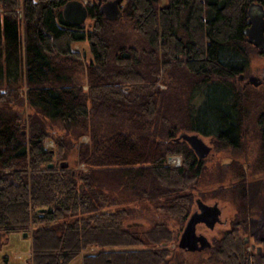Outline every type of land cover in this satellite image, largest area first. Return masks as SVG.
<instances>
[{
  "label": "trees",
  "instance_id": "obj_1",
  "mask_svg": "<svg viewBox=\"0 0 264 264\" xmlns=\"http://www.w3.org/2000/svg\"><path fill=\"white\" fill-rule=\"evenodd\" d=\"M66 1L0 0V103L21 92L33 113L24 136L16 115L0 107V234L33 227L32 264H161L170 255L161 245L173 233L163 222L144 234L125 227L126 210L115 208L116 199L89 190L97 186L95 169L110 166L132 195L186 220L205 161L175 141L177 132L212 136L220 149L242 144L259 98L238 86L236 77L249 69L255 51L264 55L246 42L243 30L249 6L264 7V0H132L117 21L134 23L144 38L138 50L113 38L110 25L117 21H106L94 1L86 4L91 29L66 24ZM83 41L92 55L89 71L94 69L87 91L72 83L79 54L71 45ZM143 58L148 72L141 70ZM162 74L166 90L157 94L150 83ZM88 101L109 104L111 132L104 134L102 121L96 129L90 123ZM58 123L94 128L77 152L88 172L58 167L67 156L66 137L46 130ZM255 125L264 144V110ZM45 140L56 149L45 148ZM177 155L178 167L167 164ZM240 168L235 172L243 182ZM240 206V217L248 218V207ZM238 225L215 243L222 263L264 264V239L260 255L247 251Z\"/></svg>",
  "mask_w": 264,
  "mask_h": 264
},
{
  "label": "rangeland",
  "instance_id": "obj_2",
  "mask_svg": "<svg viewBox=\"0 0 264 264\" xmlns=\"http://www.w3.org/2000/svg\"><path fill=\"white\" fill-rule=\"evenodd\" d=\"M90 1V0H86ZM94 0H91L93 2ZM123 8L127 3H133L132 0H122ZM106 20V19H105ZM108 21V20H106ZM111 22V21H108ZM93 24V20L85 21V28L91 29L90 27ZM114 26V27H113ZM110 28L113 33V38L117 41L125 42L128 46H132L138 50L144 44V38L140 36L141 34L136 30L134 23L130 21H117L116 25H110ZM71 50L77 51L79 56V61L76 62L75 73L73 74L72 83L74 86L81 88L84 91L89 89V78L91 74L94 73V69L89 71V64L92 62V55L88 42L74 43L71 45ZM146 50V49H145ZM249 61V69L244 71V74H252L257 76L264 82V55H259L256 51L255 54L251 55ZM74 58V57H73ZM76 60V59H73ZM145 61L144 67L141 68L143 71L149 70L148 61L143 58ZM74 69V68H73ZM93 75V74H92ZM239 76V75H238ZM237 76V77H238ZM236 77V80H237ZM157 78L155 81H151V84L155 85L157 94L163 93L166 90L165 78ZM238 86L250 91V95L258 96V106L255 111L251 113V120L249 125H246L243 129V141L240 146L234 149L224 148L220 149L216 145L215 138L210 136L199 135L203 141L211 147V153L201 161H205L203 173L198 179L197 185L191 189L192 193V202L191 210L187 215L186 220L179 222L175 218H170L168 214L157 208L155 203L148 201V199L143 197H138L132 195L131 191L127 187L120 186V180L123 175L118 172L115 173L114 169L111 167H98L95 169L98 181L97 186L90 191H97L94 193V197L97 194H104L112 196L116 199L118 205L115 207L118 210H126L123 212L125 214V219H123V225L127 227L128 224H139L135 227H129L135 229L136 232L140 234L146 233L151 227L157 223L163 222L166 228L171 231L174 235V239L169 243H163L161 248H168L170 252L169 256L164 259L161 264H171L174 259V264L180 262L181 264H223L222 259L217 252H215V243L220 239L227 231L234 229V224L238 225V222H241L243 218L240 217L242 206H251V212L247 214L248 218H245L241 225H238L236 229V234L239 238L247 240V251L255 252V249H251V244L255 247H260L262 249L263 244L262 240L264 239V144H261L259 141L260 136L258 135V128L255 125V119H258V115L264 110V101L263 92L264 85H259L253 87L250 84L244 85L245 81H239ZM175 89V88H174ZM172 88V91L174 90ZM18 97L14 94H11L8 103H0V107H7V112L12 115H16L19 122H21L22 134L24 136L29 132L31 125L30 116L33 115L30 108L27 106V103L24 99V94L18 92ZM24 99V100H23ZM20 100V102H19ZM23 100V101H22ZM108 102V100L106 101ZM105 105H98L94 107L93 103L90 101L87 102L88 107L91 109L90 123H93L95 129L98 127L100 121L102 131L104 134L111 132V124L115 122V118L110 116V107L109 104L104 103ZM0 108V109H1ZM171 115V114H170ZM257 117V118H256ZM146 119V117H145ZM112 120V122H111ZM178 122V120H176ZM181 122V120H180ZM182 123V122H181ZM97 125V126H96ZM105 128H104V127ZM64 127H68V130ZM91 127V126H90ZM79 128L71 125H61L53 124L48 127L47 132L49 135L55 137L56 139H62L65 146L66 158L62 162H66L68 165L64 169L68 173L75 174V172H88V166L84 165L82 162L78 163V148L81 143L88 142L90 140V132H92L93 127L88 130L84 129L83 131L78 130ZM85 132L83 134H80ZM189 133L197 134L192 131L179 130L177 134L180 133ZM80 134V135H79ZM102 134V132H101ZM45 148L51 149L53 144L50 140H45ZM190 148V147H189ZM197 159V158H196ZM181 157L179 155L167 158V164L172 167H178L181 164ZM237 163L235 168L241 166L242 171L245 173L243 182H240V179L235 172L237 169L231 167L232 163ZM230 165V166H229ZM231 168V169H230ZM240 168V169H241ZM225 190V194L223 191ZM92 196V197H93ZM97 197V196H96ZM199 200L202 204L213 206L217 204L220 209V222H216L213 228H209L206 224L198 223L195 225V230L197 235H201L210 242V247H205L202 250H193L188 251L178 247V241L183 233V228L189 220L191 213L199 211L195 201ZM161 202H164L162 200ZM102 209V208H101ZM100 209V210H101ZM114 207L103 209V210H112ZM249 217L253 218L254 224H249ZM243 219V220H245ZM247 222V223H246ZM32 227V225H31ZM24 231L20 233H11V234H0V264H32V230ZM260 229V230H259ZM134 230V231H135ZM259 230V231H258ZM22 234H26L23 236ZM159 246V245H158ZM201 246L200 243L197 245ZM158 249L157 247H153ZM93 251V249H90ZM73 264H81V259L77 260Z\"/></svg>",
  "mask_w": 264,
  "mask_h": 264
},
{
  "label": "water",
  "instance_id": "obj_3",
  "mask_svg": "<svg viewBox=\"0 0 264 264\" xmlns=\"http://www.w3.org/2000/svg\"><path fill=\"white\" fill-rule=\"evenodd\" d=\"M122 0H108L102 2L97 0L99 6V12L108 21H117L123 17L120 9ZM61 17L66 24H71L76 27L83 26L88 19V7L82 0H67L62 5ZM247 27L243 30L246 42L249 45L256 47L258 50H264V7L259 4L252 3L247 9ZM239 81H245L244 85L250 84L253 87L264 85V82L257 76L252 74H240L237 77ZM182 140L186 142L188 147L193 151L198 161L205 159L211 153V147H209L198 134H187L185 132L180 133L175 141ZM67 163L63 162L59 164L61 169L67 167ZM52 167V165H49ZM199 211L191 213L189 220L183 228V233L178 241V247L188 251L202 250L205 247H210V242L201 235L196 234L195 225L198 223H205L207 227L213 228L216 222H220V209L217 204L209 206L202 204L199 200L195 201ZM139 224H130L128 227H135ZM26 236V234H23ZM198 243L201 244L198 247ZM258 255L261 254L260 247L256 248Z\"/></svg>",
  "mask_w": 264,
  "mask_h": 264
},
{
  "label": "flooded vegetation",
  "instance_id": "obj_4",
  "mask_svg": "<svg viewBox=\"0 0 264 264\" xmlns=\"http://www.w3.org/2000/svg\"><path fill=\"white\" fill-rule=\"evenodd\" d=\"M94 1H97V0H94ZM105 1H108V0H102V2H105ZM96 3V2H95ZM120 8L122 9V7L120 6ZM98 9H99V6H98ZM251 209H252V207L249 205L248 206V212H251ZM249 214V213H248ZM249 224H254L255 222H257V221H254L253 220V218H251V217H249ZM260 230V229H259ZM258 230V231H259ZM251 248H253V244L251 245ZM172 261V263L171 264H174L173 262H174V259L173 260H171ZM176 264H181L180 262H177ZM183 264V263H182Z\"/></svg>",
  "mask_w": 264,
  "mask_h": 264
}]
</instances>
